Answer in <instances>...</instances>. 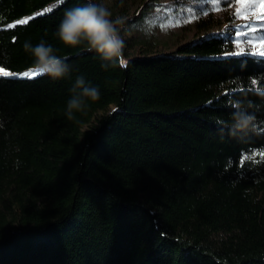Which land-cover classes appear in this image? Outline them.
I'll list each match as a JSON object with an SVG mask.
<instances>
[{
	"label": "trees",
	"instance_id": "1",
	"mask_svg": "<svg viewBox=\"0 0 264 264\" xmlns=\"http://www.w3.org/2000/svg\"><path fill=\"white\" fill-rule=\"evenodd\" d=\"M96 2L123 21L125 69L55 35L84 0H0V264H264V57L206 20L137 54L146 39L124 33L155 0ZM41 40L70 77L23 75ZM78 75L100 98L70 121ZM237 101L259 106L257 130L221 139Z\"/></svg>",
	"mask_w": 264,
	"mask_h": 264
},
{
	"label": "clouds",
	"instance_id": "2",
	"mask_svg": "<svg viewBox=\"0 0 264 264\" xmlns=\"http://www.w3.org/2000/svg\"><path fill=\"white\" fill-rule=\"evenodd\" d=\"M122 19L112 18V13L96 0H84L83 4L67 9L61 19L55 35L66 46L76 47L84 45L88 51L94 52L100 61L102 69L109 67L127 68L124 57L125 41L120 34ZM146 35L151 34V27L144 29ZM25 52L32 58L31 68L37 76L50 77L58 81L71 76L73 68L66 62V58L57 55L58 49L44 40L33 46L24 44ZM71 96L67 101L65 115L68 120L75 119V113H83L89 107L88 101L100 98L98 86L87 82L83 75L75 78L70 88ZM251 102H234L228 119L218 118L216 124L220 126L221 139L227 134L231 137H244L257 130V116ZM4 127L0 119V128Z\"/></svg>",
	"mask_w": 264,
	"mask_h": 264
},
{
	"label": "rangeland",
	"instance_id": "3",
	"mask_svg": "<svg viewBox=\"0 0 264 264\" xmlns=\"http://www.w3.org/2000/svg\"><path fill=\"white\" fill-rule=\"evenodd\" d=\"M167 3V0H155L147 9L142 27L124 33L125 36H141L147 41L134 44L131 48L133 52H160L171 48L191 36L197 20H206L207 29L226 32L229 51L240 52V48L244 52L264 51V0H188L189 5H179L178 14L169 6L171 2L164 5ZM146 27H151L150 35L145 34ZM0 74L11 75L12 72L0 68ZM112 108L110 105L107 111Z\"/></svg>",
	"mask_w": 264,
	"mask_h": 264
},
{
	"label": "snow or ice",
	"instance_id": "4",
	"mask_svg": "<svg viewBox=\"0 0 264 264\" xmlns=\"http://www.w3.org/2000/svg\"><path fill=\"white\" fill-rule=\"evenodd\" d=\"M238 11H239V9H238ZM243 52H244V49L243 48H240V53H243ZM256 54H257V52L254 50L253 53H252V55H256ZM258 55L260 57H264V51L259 52ZM23 75L26 76V77H35L37 74L34 73V72H25ZM259 91L264 92V89H260Z\"/></svg>",
	"mask_w": 264,
	"mask_h": 264
}]
</instances>
